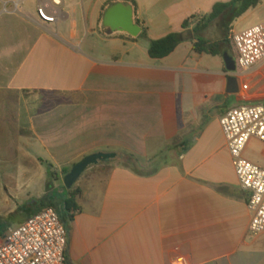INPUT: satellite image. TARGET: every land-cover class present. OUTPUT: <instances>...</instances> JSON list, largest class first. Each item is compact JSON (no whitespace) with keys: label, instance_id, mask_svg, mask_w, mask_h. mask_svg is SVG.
<instances>
[{"label":"crops","instance_id":"crops-1","mask_svg":"<svg viewBox=\"0 0 264 264\" xmlns=\"http://www.w3.org/2000/svg\"><path fill=\"white\" fill-rule=\"evenodd\" d=\"M14 1L0 0V179H11V150L28 146L29 110L12 108L13 95L39 102L30 123L41 146L117 154L76 183L83 194L66 225L67 262L264 264V233L250 232V192L220 124L235 107L264 104V61L238 68L231 94L223 58L196 54L191 40L163 60L149 56L152 41L216 3L187 2L174 22L169 11L181 0H135L146 34L133 37L104 26L110 0H63L52 24L37 15L46 0H22L18 10ZM46 95L67 102L44 112ZM244 157L264 169V143L253 138ZM21 207L5 204L2 216Z\"/></svg>","mask_w":264,"mask_h":264},{"label":"built area","instance_id":"built-area-1","mask_svg":"<svg viewBox=\"0 0 264 264\" xmlns=\"http://www.w3.org/2000/svg\"><path fill=\"white\" fill-rule=\"evenodd\" d=\"M22 0H15L18 10ZM63 0H46L37 7L38 18L52 24L61 17ZM230 40L237 53L236 65L249 71L264 61V22L231 30ZM242 190L250 192V232L264 233V169L244 157L253 139L264 143V104L242 105L229 110L220 120ZM0 264H69L66 259L68 230L52 207L36 213L24 223L11 227L0 237Z\"/></svg>","mask_w":264,"mask_h":264},{"label":"rangeland","instance_id":"rangeland-1","mask_svg":"<svg viewBox=\"0 0 264 264\" xmlns=\"http://www.w3.org/2000/svg\"><path fill=\"white\" fill-rule=\"evenodd\" d=\"M34 1V0H31ZM153 5L159 6L160 8L164 5L161 4L163 0H149ZM197 1L198 3L206 0H181L180 6L171 9L169 12L174 16V22L182 21L186 14L182 12L188 5L187 2ZM212 3L221 2L224 0H208ZM185 2V3H184ZM264 22V0L262 4L254 10L249 11L241 19L238 20L236 27L233 26L232 30L247 29L257 24ZM206 36L212 40H220L222 37L221 27L218 22L212 24L210 29L207 31ZM230 39V36L228 37ZM232 54L237 57V53L232 45ZM12 108L27 109L28 112V146L27 149L19 150L12 149L11 164L6 165L12 171L11 179H0V214L1 208L5 204H11L13 207L26 206L28 204H35L42 200V198L49 193H61L64 191V178L63 170L72 168L83 159V156L77 155V151L68 150L66 147L59 149H52L47 147V143L40 145L36 142L34 134L31 128V114L34 109L38 108L39 102L33 100L30 96H26L24 99L13 95L11 98ZM66 96L62 95H46L44 97L43 105L40 106L41 111L47 112L51 110L57 104L66 103ZM35 113V112H34ZM65 118V117H64ZM45 138L48 133L45 131ZM34 137V138H33ZM22 153L20 156L19 153ZM26 152V155H24ZM113 162V161H112ZM109 162V163H112ZM115 162V161H114ZM21 163V164H20ZM100 163L97 166H102ZM48 165L53 166V171L57 174L56 177L51 179ZM93 166L89 172H98L100 167ZM25 170L26 174L20 175L19 169ZM88 169V170H89ZM49 184H52V188L49 189ZM62 219L65 220V224L68 225L70 222L68 217L61 212ZM16 225V224H15Z\"/></svg>","mask_w":264,"mask_h":264},{"label":"trees","instance_id":"trees-1","mask_svg":"<svg viewBox=\"0 0 264 264\" xmlns=\"http://www.w3.org/2000/svg\"><path fill=\"white\" fill-rule=\"evenodd\" d=\"M119 2L131 4L134 7L135 16H137L138 6L135 0H110L107 8L104 10V14L109 7ZM261 4L262 0H229L228 2H218L214 5L211 13L204 16L194 15L185 20L182 24L181 32H174L161 39L152 41L149 47V56L154 60H163L172 55L184 41L191 40L193 51L198 55L223 58L224 53L228 52L234 57L231 40L228 38L232 27L245 14L256 9ZM104 14L102 19L104 18ZM215 22H218L221 27L222 37L220 40H212L206 36L207 31ZM136 23L143 28L140 37H144L146 28L140 20L136 19ZM192 25L193 28H191ZM52 169L53 166L48 165L50 177L54 181L57 174ZM69 173V169L63 170L64 176ZM50 188H52V184H49ZM82 194V190L75 185L71 190L64 188V191L61 193L46 194L40 202L23 206L7 216L0 215V237H4L11 227L24 223L27 219L48 207L54 208L60 217L61 212L64 213L68 217V220L72 221L75 214L81 211L78 200ZM62 221L64 224L66 223L64 219Z\"/></svg>","mask_w":264,"mask_h":264},{"label":"water","instance_id":"water-1","mask_svg":"<svg viewBox=\"0 0 264 264\" xmlns=\"http://www.w3.org/2000/svg\"><path fill=\"white\" fill-rule=\"evenodd\" d=\"M103 24L111 31H119L127 33L133 37H138L142 33V27L135 22V11L131 4L119 2L111 6L105 13ZM227 71L232 75L229 76V93H238L237 78L233 75L237 72V65L235 58L228 52L223 55ZM117 160L115 153H95L85 156L79 161L64 178V185L66 190H71L81 176L91 167L97 166L100 163H109Z\"/></svg>","mask_w":264,"mask_h":264}]
</instances>
